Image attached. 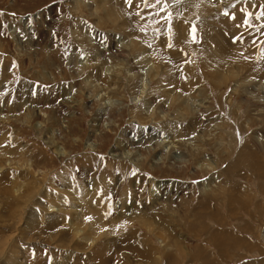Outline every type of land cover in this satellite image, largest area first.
I'll return each instance as SVG.
<instances>
[{"label": "rangeland", "instance_id": "obj_1", "mask_svg": "<svg viewBox=\"0 0 264 264\" xmlns=\"http://www.w3.org/2000/svg\"><path fill=\"white\" fill-rule=\"evenodd\" d=\"M204 1L219 9L207 11L197 0H148L155 7L143 0H0V170L11 190L25 196L40 190L47 195L42 203L58 207L67 225L72 207L86 196L90 206L80 207L87 230L99 228L121 202L130 206L137 198L140 211L149 204L151 182L166 184L170 200L160 216L133 223L159 255L190 247L173 264H264V46L253 51L256 59L245 71L229 66L233 77L221 79L225 69H217L237 38L218 23L235 8L246 10L244 18L230 20L244 22L249 37L260 39L264 0ZM116 50L125 51L124 58ZM125 59L135 68L118 66V79L108 81L114 90L105 95L113 104L100 90L102 79L116 67L109 62ZM116 147L136 154L139 166L114 156ZM157 158L165 160L153 163ZM109 222L100 225L103 231ZM80 240L62 243L78 251L86 248ZM54 246L46 248L60 252ZM58 252L47 257L59 259ZM164 256L160 264H170Z\"/></svg>", "mask_w": 264, "mask_h": 264}, {"label": "bare ground", "instance_id": "obj_2", "mask_svg": "<svg viewBox=\"0 0 264 264\" xmlns=\"http://www.w3.org/2000/svg\"><path fill=\"white\" fill-rule=\"evenodd\" d=\"M197 1H198L199 5L203 9H205L207 11L209 10V11H213L214 12V9H216V10L219 9V7H214L212 4H208L204 0H202V1L197 0ZM116 8H118V7H116ZM116 10H118V9H116ZM229 10H230V8H229ZM233 11H234V9H232L229 12L228 15H230ZM243 14L247 15L246 10L243 11V12L242 11L240 12V8H235L234 13L230 17L237 16V17L244 18ZM230 17L226 18L225 20L222 19V21H220V22L218 21L219 22L218 24L220 26L224 27V28L229 27V29H231V28L234 29L235 32L237 33V38H239V39L236 38L234 40V43H233L234 46L233 45L232 46L228 45L229 48L232 49L230 51V55L229 54H227V55L223 54V55L220 56L221 57L220 61H222V62L217 66V69H219V68H224L225 69V71H223L224 76H223V74H221L219 72L221 74V76H220L221 79L235 76V74L237 72H235L234 70L232 71V70L228 69V67L231 66V65H236V66L238 65L239 70L242 72V70H244V67L245 68L248 67L249 63L252 64L255 61L256 58L254 59L253 51L257 50L258 48H262L264 46V37L263 36L260 37V39L254 40V38H251V36L249 37V35L246 33L249 29H247V30L244 29V27H243V23L244 22L242 23L238 19H237L238 21H231ZM115 18H114V21L116 20ZM147 18H149V17H147ZM231 22H236L238 24L240 23L239 24L240 28H234V23H231ZM193 29H194V27H193ZM262 30H263V28L261 29V32H262ZM218 33L219 32H217V34ZM241 33H242V35H240ZM257 33L259 34V32H257ZM262 34H263V32H262ZM136 35H138V34H136ZM252 37H254V36H252ZM220 38H221V36H220ZM131 41H132V39H131ZM136 41H137V39L134 42H136ZM220 41H224L226 44L229 43L228 42V37H225V39H224L223 36H222V39ZM241 44H242V46H241ZM238 45H240L241 47L239 48ZM128 46H131V45H128ZM224 48H225V46H224ZM249 50H251V51L249 52ZM209 51H211V50H209ZM238 52H240V53L244 52V54L240 55V53H238ZM115 54H116V56L118 55L119 57L124 58L126 53L123 50H120V51L116 50ZM199 54H201V53L199 52ZM205 54L207 55L208 53L206 52ZM246 54L249 55L251 57V60L253 59V61L250 62V58H248V60H247L248 56L246 57ZM207 56H208V59H209V55H207ZM203 57H205V56H203ZM213 57H215V56H213ZM220 57H219V59H220ZM125 58H127V57H125ZM216 61H217V59H216ZM206 62H207V59H206ZM103 64L107 65V68L109 67L108 64H106V63H103ZM111 64H113V66L115 65L116 67L115 68H111L110 69L111 72L108 70L110 72V75L108 77L102 79L104 84H102V88H100V90L104 92L103 95H105L107 92L109 94V93H111V91L114 90V89L113 90L110 89L111 84H108V81H110V83H111L112 80L115 81V80L118 79V74L120 73V70H121V68H119L118 66L123 67V66L127 65V68H128L129 71L131 70V68L132 69L135 68L134 65L132 63H130L129 59L121 60V61H118V62L117 61L116 62H113V61L109 62V65H111ZM169 67H170V65H169ZM205 67L206 66H204V68ZM102 68H104V67H102ZM123 68H126V67H123ZM81 69H82V67H81ZM208 70H209V72L211 74H215V75L218 74V72L214 73V67L213 66H209ZM121 72H122V70H121ZM205 72H207V71H205ZM251 72H249V73H251ZM134 73H135V71H134ZM145 74H146V72H145ZM157 74H158V72H157ZM247 74H248V72H247ZM247 74H245V75H247ZM163 79H165V78H163ZM165 81H166V79H165ZM165 81L163 80L162 82L164 83ZM167 82H166V84H167ZM94 84L97 85V86L99 85L96 82ZM145 85H146V80H144V82L142 83V86L140 85L141 86V89H140L141 93L143 92V87ZM188 88L189 87H187L185 89L188 90ZM190 91H188V92H190ZM92 92L93 91L91 90L90 93H92ZM169 94H170V92H169ZM106 95H105V97H106ZM109 97H111V96L109 95ZM111 98L109 99L108 97H106V99H107L106 101L110 100V103L112 102L114 104V101H111ZM103 101H105V100H103ZM101 104H103V103H101ZM103 105H104V108L105 107L107 108L105 103ZM163 113H164V108H163L162 114ZM88 141H90V139H88ZM48 142L50 143V147L53 148L54 147V143L52 141H50V139H49ZM168 143L169 144H167V145L170 146L169 148L172 149V146L174 145L173 142L170 141ZM179 143L180 142H178L177 144H179ZM87 148H88V150H93V149H91V148H93L92 144L91 143L88 144ZM117 148L118 147H116V149L113 150L114 156L119 155L118 159H120L121 161L123 160L121 158H124V157L128 158V156H129V159L133 160L134 165H136V166L138 165L139 166V161L140 160L139 161L137 160V155L136 154L133 155L129 151H127V152H124L123 150L120 151V149L117 150ZM120 152H122V154ZM55 153L56 154H62V157L64 155L66 156V154L62 153L61 150L58 149V148H56ZM168 155L171 156V152ZM165 159H167V158L165 157ZM165 159L157 158V161L153 162V163L159 164V162H162ZM168 162H170V161H168ZM170 163H172V162H170ZM173 164H175V162H173ZM212 165H213V163L210 164L211 169H213ZM199 166H203L204 168H207V165H204V164H200ZM209 169H210V167H209ZM29 170L30 169H28L27 171H29ZM0 174H1V170H0ZM6 176H9L8 173L5 174V175L1 174V176H0V264H24L23 263L24 260H26L27 264H112V263L113 264H160L161 263L162 256H164L163 255L164 253L162 255H159L160 254L159 253V249L157 247L155 249V246L151 247L152 242L149 241L150 243H148L145 238L138 237V235L136 233L137 231L135 232V230H134V226H133L134 224L133 223L141 224L143 226L147 219L149 220V219H152L155 216H157V217L160 216V213L158 212L159 211L158 209L160 208L161 210L164 211L165 210L164 209L165 206H164V208L162 206L167 204V203H165L166 201L170 200L169 197H168L169 193H170L169 186H167L166 184L160 185L159 183H157V186H156L155 182H153V183L151 182L152 189H151L150 192H152V194L150 193L149 197H148L149 198L148 199L149 204L148 205H146V204L143 205L142 209L140 211H138V207L139 206L135 205V204L138 203V199L137 198L135 199L133 204H130V206H127L126 205L127 203L126 204H124L123 202L120 203L119 202V198L118 199L116 198V200L120 203L121 206L120 205L119 206H120V209H122V210L120 211V209L119 210L117 209V211L115 212L114 215H113V213H108V214H112L113 216H110L105 223L108 224V220H109L110 221L109 223L113 224V225H110L109 229H107V231H103V226H104L103 223H104V221L99 223V228L98 227L96 228L95 226H91L90 229H87V230L85 229L87 227L86 226V222H85V214H84V211L81 210L80 206L85 207V209L88 208V206H90L89 204H87V202H88L87 199L88 198L86 196H84V198L82 200L83 203L79 204L80 206L74 205V207H72L73 210H71V212H72L71 220L73 218V221L71 222V220H70L71 223L67 225L66 220H65L66 218H65V216H63V214L59 213L60 211L58 210L59 209L58 207H56L57 210L56 209L53 210L51 208H54V207L45 206L42 203V199H45L46 196H47L46 194H42V192L40 190H37V191L31 193L30 195H26L25 196L23 193L20 192V189H16V190L13 191V190H11V187H10V181H9L8 177H6ZM207 182H208V180H207ZM207 182L204 183V185H205L204 187L207 186L206 185ZM212 182L214 183V181H212ZM163 190H165V191L163 192ZM114 195H116V194H114ZM129 196L127 195V197H129ZM84 199H85V201H84ZM84 202H86V203H84ZM47 207H49L48 210H47ZM59 207H61V205ZM105 208L106 207L104 206V209ZM60 210L61 211H65L64 207L63 208L61 207ZM68 210H69V208H68ZM123 210H125V212H127V213L130 212L129 215H128L129 217H126L127 213H126V215L122 214ZM169 210H170V208H169ZM102 211L103 210H101L100 212H102ZM134 213H137V216H135L136 218H133L131 221H128L129 218H131ZM116 216L118 217V219L115 222V217ZM87 220H89V219H87ZM149 221H151V220H149ZM149 221H148V224H149ZM78 225H80L81 227L77 228L76 226H78ZM100 225H103V226H100ZM146 228L149 229L148 227H146ZM152 228H153V226H152ZM155 228H156V226H155ZM75 229H76L75 233H70V231L75 230ZM115 229H116V231H115ZM121 229L123 231V235L121 233L122 232ZM129 230L131 231L130 234L128 233ZM133 233H135V235ZM154 235L156 236L155 233H154ZM75 237H80V239H81L80 242H83L84 244H86V248H81L80 247L78 249V251L81 250L80 252H78L76 250H74V251L68 250V248H66L67 245L65 246V244L62 243V242H68L70 238H71V242H76L75 241ZM100 237H102V238H100ZM138 238H140V239H138ZM99 239H105V240L104 241H99ZM138 240H139V242H138ZM159 240L161 241L160 237H159ZM165 240H167V239L165 238ZM161 242L163 243V238H162ZM169 244L170 243H168V245ZM52 245H55L54 247H59L60 248L59 251L63 252L62 255H59V259H54L53 257H51V258L47 257V255H50L51 253L57 254V252H58V251L57 252L56 251L50 252L49 249L46 248V246H52ZM93 245L95 246L96 249L94 250V253L89 254V252L92 249L91 247ZM112 245H115V247H114V250L112 249L113 252L111 253L110 250H109V247L112 246ZM62 246H64L65 248H62ZM162 246H165V245H162ZM149 247H151V248H149ZM183 248L180 247L176 251V253H174L175 255L172 254L171 250L168 251V250H166L164 248L166 251L169 252V253L168 252L165 253V256H164L165 260H166V263H170V264L177 263L178 259H180L182 257L183 253H187V252L190 251V247L187 248L186 252L183 251ZM198 249L197 248L194 249L196 251L195 253H197L199 251ZM60 252H58V253H60ZM120 252H123L125 255H123L122 257L119 256L118 260L115 261L114 260V259H116L115 256H117V254H119ZM193 253H194V251H193ZM190 255H192V254H190ZM22 258H23V260H21ZM135 259H138V260H135Z\"/></svg>", "mask_w": 264, "mask_h": 264}, {"label": "snow or ice", "instance_id": "obj_3", "mask_svg": "<svg viewBox=\"0 0 264 264\" xmlns=\"http://www.w3.org/2000/svg\"><path fill=\"white\" fill-rule=\"evenodd\" d=\"M127 2L130 4L131 3V0H127ZM144 4L146 7H155V5H149L148 4V0H143ZM161 2V0H156V3L159 4ZM163 11V9H161ZM261 15H264V13H261ZM245 23H247V20H245ZM239 39V38H237ZM171 46V45H170ZM87 219H90V218H87Z\"/></svg>", "mask_w": 264, "mask_h": 264}]
</instances>
